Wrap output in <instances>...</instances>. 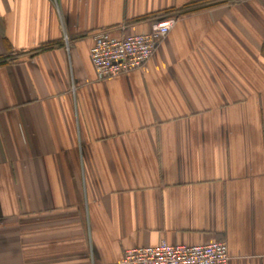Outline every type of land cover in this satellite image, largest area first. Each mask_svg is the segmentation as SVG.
Listing matches in <instances>:
<instances>
[{"label":"crops","instance_id":"1","mask_svg":"<svg viewBox=\"0 0 264 264\" xmlns=\"http://www.w3.org/2000/svg\"><path fill=\"white\" fill-rule=\"evenodd\" d=\"M204 1L0 0V264H122L164 239L264 264V0L178 18L142 69L90 60L97 31Z\"/></svg>","mask_w":264,"mask_h":264},{"label":"built area","instance_id":"2","mask_svg":"<svg viewBox=\"0 0 264 264\" xmlns=\"http://www.w3.org/2000/svg\"><path fill=\"white\" fill-rule=\"evenodd\" d=\"M178 16L156 20L148 32L117 35L113 28L97 31L90 48V60L98 80L113 78L144 68L178 21ZM125 29V27H121ZM228 243L214 240L205 244L156 245L125 250L122 264H228Z\"/></svg>","mask_w":264,"mask_h":264},{"label":"rangeland","instance_id":"3","mask_svg":"<svg viewBox=\"0 0 264 264\" xmlns=\"http://www.w3.org/2000/svg\"><path fill=\"white\" fill-rule=\"evenodd\" d=\"M245 2V1H251V0H213V1H204L202 3H198L194 6H192L193 8H196L195 11H192L193 9L189 8V12L186 13V11L184 12V10H177L175 12V16H178L179 18H181L182 16H186V15H190V14H195L197 12H200V11H203V10H206V9H210V8H213V7H217V6H221V5H226V4H233L235 2ZM210 2H213L211 4H215V5H212V6H208L206 7ZM199 7V8H198Z\"/></svg>","mask_w":264,"mask_h":264},{"label":"trees","instance_id":"4","mask_svg":"<svg viewBox=\"0 0 264 264\" xmlns=\"http://www.w3.org/2000/svg\"><path fill=\"white\" fill-rule=\"evenodd\" d=\"M205 1L208 2V1H213V0H205ZM196 3L198 4V2H194V5H195ZM211 3H213V2H210L206 7H208V6H212V5H215V4H211ZM190 8H191V7H190ZM198 8H199V7H198ZM191 9H193L192 11H195L196 8H193V7H192ZM186 11H187L186 13H188V12H189V9H187ZM2 58H3V57H0V59H2Z\"/></svg>","mask_w":264,"mask_h":264}]
</instances>
